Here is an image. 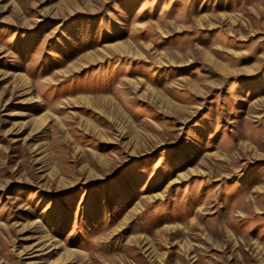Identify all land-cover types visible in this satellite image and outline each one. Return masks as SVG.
Masks as SVG:
<instances>
[{
	"label": "rangeland",
	"instance_id": "1",
	"mask_svg": "<svg viewBox=\"0 0 264 264\" xmlns=\"http://www.w3.org/2000/svg\"><path fill=\"white\" fill-rule=\"evenodd\" d=\"M0 264H264V0H0Z\"/></svg>",
	"mask_w": 264,
	"mask_h": 264
}]
</instances>
